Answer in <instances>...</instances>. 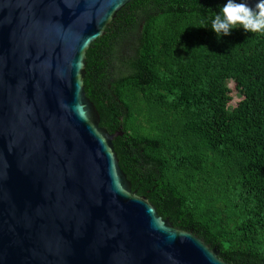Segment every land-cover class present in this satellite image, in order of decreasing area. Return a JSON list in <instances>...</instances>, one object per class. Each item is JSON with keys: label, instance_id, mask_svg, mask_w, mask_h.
Masks as SVG:
<instances>
[{"label": "trees", "instance_id": "16d2710c", "mask_svg": "<svg viewBox=\"0 0 264 264\" xmlns=\"http://www.w3.org/2000/svg\"><path fill=\"white\" fill-rule=\"evenodd\" d=\"M225 0H132L86 53L85 93L160 217L264 264V35L217 41Z\"/></svg>", "mask_w": 264, "mask_h": 264}, {"label": "water", "instance_id": "95a60500", "mask_svg": "<svg viewBox=\"0 0 264 264\" xmlns=\"http://www.w3.org/2000/svg\"><path fill=\"white\" fill-rule=\"evenodd\" d=\"M131 1L0 0V264H229L132 191L86 96Z\"/></svg>", "mask_w": 264, "mask_h": 264}, {"label": "clouds", "instance_id": "9594fccd", "mask_svg": "<svg viewBox=\"0 0 264 264\" xmlns=\"http://www.w3.org/2000/svg\"><path fill=\"white\" fill-rule=\"evenodd\" d=\"M242 29L246 33L264 35V0H225V3L212 12L210 30L217 41L230 35L231 30Z\"/></svg>", "mask_w": 264, "mask_h": 264}]
</instances>
